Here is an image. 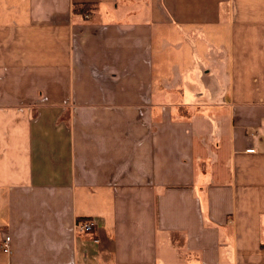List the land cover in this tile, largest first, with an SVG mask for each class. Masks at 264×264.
Instances as JSON below:
<instances>
[{"label":"crops","instance_id":"crops-1","mask_svg":"<svg viewBox=\"0 0 264 264\" xmlns=\"http://www.w3.org/2000/svg\"><path fill=\"white\" fill-rule=\"evenodd\" d=\"M6 237L0 264H264V0H0Z\"/></svg>","mask_w":264,"mask_h":264},{"label":"built area","instance_id":"built-area-1","mask_svg":"<svg viewBox=\"0 0 264 264\" xmlns=\"http://www.w3.org/2000/svg\"><path fill=\"white\" fill-rule=\"evenodd\" d=\"M94 227V224L92 222H86L84 224H82L80 226V231L82 232H85V233H89L91 232L92 228ZM8 243H9V238H6L5 240V245H4L2 248H3V251L6 252V253H9V246H8Z\"/></svg>","mask_w":264,"mask_h":264},{"label":"rangeland","instance_id":"rangeland-1","mask_svg":"<svg viewBox=\"0 0 264 264\" xmlns=\"http://www.w3.org/2000/svg\"><path fill=\"white\" fill-rule=\"evenodd\" d=\"M86 18H88V17H86ZM84 223H86V222H84ZM84 223H82V224H84ZM82 224H81V225H82ZM81 225H80V226H81ZM80 226H78L79 230H80ZM81 232H82V231H81ZM83 233H85V232H83ZM6 238H9V237H6ZM6 238H4V239L2 240V242H1V244H0V250H1L2 252H4L2 247L5 245V240H6ZM2 244H4V245H2ZM8 246H9V253H10V238H9ZM4 253H6V252H4ZM9 253H6V254H9Z\"/></svg>","mask_w":264,"mask_h":264}]
</instances>
